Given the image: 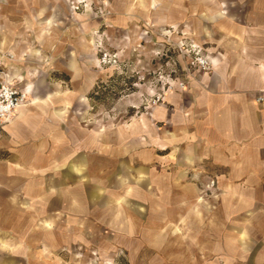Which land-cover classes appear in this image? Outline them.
Segmentation results:
<instances>
[{
	"label": "rangeland",
	"instance_id": "rangeland-1",
	"mask_svg": "<svg viewBox=\"0 0 264 264\" xmlns=\"http://www.w3.org/2000/svg\"><path fill=\"white\" fill-rule=\"evenodd\" d=\"M85 2L89 8L81 4L74 10L67 1L66 5L94 24L85 32L95 36L93 42L87 41L92 51L84 49L95 59L87 70L92 74V86L84 88L85 80H76L82 93L70 95L71 108L63 122H53L48 109L27 111L24 121L14 119L11 128L0 118V259L9 258L16 264H162V251L157 249L162 247L158 239L162 184L174 182V177H162V103L167 91L190 86L198 73L212 68L208 53L216 48L208 49L201 28L205 21L197 16L206 0H157L151 8L152 19L139 17V26L115 23L109 29L105 16L110 0ZM115 2L117 8L129 7L127 0ZM130 6L143 7L137 0ZM160 16L162 22L156 20ZM166 21L178 25L171 27ZM182 23L199 30H180ZM74 41L71 45L76 46L77 39ZM103 51L109 53V61H102ZM196 55L206 57L209 66L196 64ZM70 66L75 68L72 59ZM3 70L0 63V74ZM59 75L65 77L56 71L54 80ZM5 81L24 91L31 83L29 101L34 95L40 98L30 79L22 86L8 77ZM65 81L60 80L62 87L69 85ZM100 83L104 85L95 93ZM54 85L46 98L65 96L59 81ZM62 112L58 118L63 117ZM80 155L85 157L83 166L74 163ZM69 164L81 175L70 172ZM209 176L192 171L185 181L194 184L204 199H211L216 183L207 187ZM133 182L135 188L129 185ZM141 185L143 194L128 195L133 188L139 193ZM171 195L169 199L175 198ZM126 197L128 207L121 203ZM78 202L82 209L76 207ZM204 208L201 215H206ZM164 210L170 217L191 215L189 205H170ZM172 228L181 232L178 225H171V232ZM6 242L18 248L9 257L2 248L8 247Z\"/></svg>",
	"mask_w": 264,
	"mask_h": 264
},
{
	"label": "crops",
	"instance_id": "crops-1",
	"mask_svg": "<svg viewBox=\"0 0 264 264\" xmlns=\"http://www.w3.org/2000/svg\"><path fill=\"white\" fill-rule=\"evenodd\" d=\"M127 2L129 7L117 8L115 0H110L107 15L112 17L105 16L107 29L116 27L115 23L139 26V17L151 18L157 0H137L143 5L137 9L130 6L135 0ZM197 16L205 21L201 28L208 49L216 51L208 53L213 62L210 70L198 73L190 86L164 96L162 177H174V182L162 184L158 238L162 247L157 249L162 251V264H264V0H206ZM221 17L222 21H216ZM156 20L162 22V16ZM166 24L177 27L178 22ZM183 26L180 30H199L189 23ZM92 27V19L70 11L65 0H0V63L4 65L0 79L8 77L20 86L30 79L40 96L18 107L4 126L13 127L14 119L24 121L26 112L34 109L51 111L53 122L65 121L70 95L82 93L76 80L84 79V88L93 83L87 70L95 59L84 51L86 47L92 51L87 41L93 42L95 36L85 35ZM76 39V46L71 45ZM71 59L75 68L70 66ZM33 70L36 74L29 73ZM56 71L65 77L54 80ZM62 79L67 87H62ZM58 81L65 96L46 98ZM26 92H33L31 83L26 84ZM61 111L63 117L58 118ZM82 156L74 163L83 166ZM67 168L81 175L70 164ZM192 171L206 172L214 179V197L204 199L194 184L185 181ZM134 188L128 195L145 191L142 185L139 193ZM169 194L175 198L169 199ZM121 203L128 207L130 200L126 197ZM170 205H189L191 215L170 217L164 210ZM76 207L82 209L79 202ZM202 208L206 215H201ZM174 224L181 227L180 233L178 228L171 232ZM7 245L2 248L9 257L18 248ZM0 264L16 263L1 258Z\"/></svg>",
	"mask_w": 264,
	"mask_h": 264
},
{
	"label": "built area",
	"instance_id": "built-area-1",
	"mask_svg": "<svg viewBox=\"0 0 264 264\" xmlns=\"http://www.w3.org/2000/svg\"><path fill=\"white\" fill-rule=\"evenodd\" d=\"M66 1L68 2L69 7L74 10L78 9L81 4L86 6L85 0H66ZM101 59L103 62L109 61V53L103 51L101 53ZM112 60L114 61L115 58ZM195 62L202 68H207L209 66L208 59L201 55L195 56ZM25 99L26 96L23 94L22 88L21 89L15 88L4 80L3 83L0 84V118L4 112L8 110L11 111L15 107L23 103ZM259 100H261V96H259ZM214 185H215V181L211 179L206 186L214 187Z\"/></svg>",
	"mask_w": 264,
	"mask_h": 264
},
{
	"label": "bare ground",
	"instance_id": "bare-ground-1",
	"mask_svg": "<svg viewBox=\"0 0 264 264\" xmlns=\"http://www.w3.org/2000/svg\"><path fill=\"white\" fill-rule=\"evenodd\" d=\"M22 92H23V94L26 96V98H28V93L26 92V91H24V90H22ZM29 101V98L27 99V102ZM24 104V103H23ZM23 104H21V105H23ZM21 105H19V106H17L16 108H15V110L18 108V107H20ZM12 112L11 111H6V112H4L3 114H2V116H1V119H2V121H4V122H7L9 119H10V117L12 116Z\"/></svg>",
	"mask_w": 264,
	"mask_h": 264
},
{
	"label": "trees",
	"instance_id": "trees-1",
	"mask_svg": "<svg viewBox=\"0 0 264 264\" xmlns=\"http://www.w3.org/2000/svg\"><path fill=\"white\" fill-rule=\"evenodd\" d=\"M101 84L104 85V83L97 84V87H96L97 89H94V92H95V93L98 92V88L101 86Z\"/></svg>",
	"mask_w": 264,
	"mask_h": 264
}]
</instances>
